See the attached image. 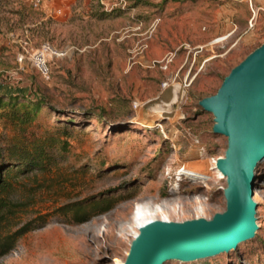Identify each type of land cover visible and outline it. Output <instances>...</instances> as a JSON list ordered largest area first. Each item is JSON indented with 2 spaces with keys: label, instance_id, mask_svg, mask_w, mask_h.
I'll return each mask as SVG.
<instances>
[{
  "label": "rangeland",
  "instance_id": "rangeland-1",
  "mask_svg": "<svg viewBox=\"0 0 264 264\" xmlns=\"http://www.w3.org/2000/svg\"><path fill=\"white\" fill-rule=\"evenodd\" d=\"M238 4L0 0V95L17 96L20 106L48 103L25 132L0 119L2 144L42 148L46 165L14 181L0 234L36 222L0 264H124L139 234L136 210L164 208L153 220L170 222L226 211L227 180L215 166L228 142L213 133L214 116L199 101L264 43V11L232 32ZM243 9L253 17L249 0ZM46 43L64 54L49 60V78L32 61ZM166 57L167 70L150 67ZM253 199L252 239L214 257L164 264H264V160Z\"/></svg>",
  "mask_w": 264,
  "mask_h": 264
},
{
  "label": "water",
  "instance_id": "water-1",
  "mask_svg": "<svg viewBox=\"0 0 264 264\" xmlns=\"http://www.w3.org/2000/svg\"><path fill=\"white\" fill-rule=\"evenodd\" d=\"M199 105L214 116L213 133L224 135L228 142L225 156L215 166L227 180L226 211L211 220H155L143 225L124 264L194 261L228 253L255 236V170L264 160V43Z\"/></svg>",
  "mask_w": 264,
  "mask_h": 264
},
{
  "label": "trees",
  "instance_id": "trees-1",
  "mask_svg": "<svg viewBox=\"0 0 264 264\" xmlns=\"http://www.w3.org/2000/svg\"><path fill=\"white\" fill-rule=\"evenodd\" d=\"M18 97L14 95H0V119H7L16 130L25 132L26 128L34 123L39 110L48 106L47 101L39 99L36 101H22L20 106ZM28 102V103H27ZM55 110V108H52ZM151 126V125H149ZM153 126V125H152ZM36 149L34 152L30 150L22 151L16 146L2 144V136L0 133V228H6L11 219L12 200L11 190L14 181L19 176L30 173L33 169H45V161H43V151ZM46 158V157H45ZM80 208L77 214H80ZM76 213L75 218L79 217ZM36 221H30L19 231L13 233L0 234V257L9 253L20 235L34 228ZM5 231L4 229L2 230Z\"/></svg>",
  "mask_w": 264,
  "mask_h": 264
},
{
  "label": "built area",
  "instance_id": "built-area-1",
  "mask_svg": "<svg viewBox=\"0 0 264 264\" xmlns=\"http://www.w3.org/2000/svg\"><path fill=\"white\" fill-rule=\"evenodd\" d=\"M250 8L253 12V15H256L258 12H260L262 9L254 8L253 0H249ZM252 21L249 23V27H252ZM63 53L58 52L55 50L50 44L46 43L42 47H40L33 55H32V61L35 67L40 71V73L49 78L50 75V69H49V60L53 58V56H63ZM19 61H23V57L21 56L19 58ZM172 62V57H166L165 59L161 61H152L150 64L151 68H155L157 66L160 67L162 70H167L170 63ZM178 75L176 74L173 77V81L176 79ZM169 81H172L171 77L169 78ZM168 83H163V86H167ZM134 108H138V103H134Z\"/></svg>",
  "mask_w": 264,
  "mask_h": 264
},
{
  "label": "crops",
  "instance_id": "crops-1",
  "mask_svg": "<svg viewBox=\"0 0 264 264\" xmlns=\"http://www.w3.org/2000/svg\"><path fill=\"white\" fill-rule=\"evenodd\" d=\"M236 1H238L239 4H241V5L238 4L237 6L232 7V11H231V17L232 18L231 19L236 18V20H237V22L234 24L235 29L232 31L233 33H235L238 29L245 28V26H247L245 24L246 19H248L250 22V21H253V19L256 17V15H253V17L250 18V15L248 16L246 13L247 11H244L243 5H244V2L246 0H236ZM254 1L256 3L255 7L258 9H262L261 11H264V0H254ZM196 60H197V58L194 57L193 62H195ZM205 60H203V61L205 62Z\"/></svg>",
  "mask_w": 264,
  "mask_h": 264
},
{
  "label": "bare ground",
  "instance_id": "bare-ground-1",
  "mask_svg": "<svg viewBox=\"0 0 264 264\" xmlns=\"http://www.w3.org/2000/svg\"><path fill=\"white\" fill-rule=\"evenodd\" d=\"M148 117V116H147ZM157 126V125H156ZM228 138V137H227ZM176 200V199H174ZM174 200H166L164 201L163 205H170V206H173L174 203L176 201ZM162 206V205H161ZM175 206V205H174ZM164 207V206H163ZM168 207V206H167ZM166 207V208H167ZM165 208V209H166ZM171 209V208H170ZM171 211V210H170ZM164 211V208H159L158 206L151 210H136L134 212V216L132 218V222L137 226V228L139 229L140 227H142L143 225L151 222V221H154L153 219L158 215V214H163ZM169 212V211H168ZM156 219V218H155ZM165 220V219H164ZM166 221V220H165ZM169 221V220H168ZM211 257H214V256H211ZM209 258V257H207Z\"/></svg>",
  "mask_w": 264,
  "mask_h": 264
}]
</instances>
